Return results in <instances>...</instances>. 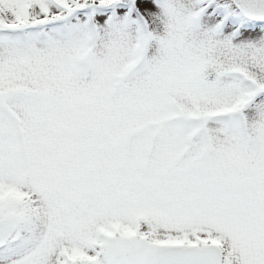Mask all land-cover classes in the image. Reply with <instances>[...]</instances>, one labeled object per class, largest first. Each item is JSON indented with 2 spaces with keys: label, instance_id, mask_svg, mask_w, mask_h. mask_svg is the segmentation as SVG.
I'll return each instance as SVG.
<instances>
[{
  "label": "snow or ice",
  "instance_id": "obj_1",
  "mask_svg": "<svg viewBox=\"0 0 264 264\" xmlns=\"http://www.w3.org/2000/svg\"><path fill=\"white\" fill-rule=\"evenodd\" d=\"M0 264H264V0H0Z\"/></svg>",
  "mask_w": 264,
  "mask_h": 264
}]
</instances>
